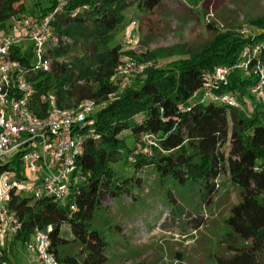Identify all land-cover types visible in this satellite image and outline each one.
Returning a JSON list of instances; mask_svg holds the SVG:
<instances>
[{
	"label": "trees",
	"instance_id": "obj_1",
	"mask_svg": "<svg viewBox=\"0 0 264 264\" xmlns=\"http://www.w3.org/2000/svg\"><path fill=\"white\" fill-rule=\"evenodd\" d=\"M25 2L0 0V31L12 18L26 17ZM31 2L35 11L27 17L30 19L45 17L57 5L55 0ZM161 4L162 0H71L56 15L53 27L57 33L76 40L70 39V45L54 51L51 72L36 75L34 87L38 95L53 94L61 108L84 99L95 101L94 128L100 138L84 144L77 162L78 179L72 182L71 196L64 205L49 199L12 197L9 209L22 222L21 231L12 238L14 243L27 246L39 230L48 234L60 264H106L105 252L111 243L96 223L97 213L104 209L105 199L129 195V187L139 183L135 173L152 166L161 183L172 180L183 187H199L205 207L218 195L216 180L227 175L239 191V202L223 219L226 230L220 243L227 257L215 255L214 264H264V104L243 102L245 107H253V113L247 115L234 107L192 102L206 76L218 67L231 70L228 84L218 92L234 94L241 102L250 97L254 79L237 63L250 43L259 45L264 60V15L249 21L258 29L254 37L216 31L206 46L186 52L164 69L157 64L158 55L149 50L137 55L134 48L124 52L113 35L123 23V13L134 6L143 13L136 31L157 29L160 21L155 16ZM77 39L89 65L75 75L72 64H59L57 59L70 54ZM124 56L152 61L153 67L120 87L119 80L110 79ZM44 109V104L33 107L38 115ZM124 132L140 154L131 155L121 138ZM144 135H151L156 145L150 147L149 158L143 155ZM121 162L134 169L132 177L117 175L113 166ZM7 167L0 165V174ZM69 248L75 251L69 252ZM7 254L0 248V263L8 261Z\"/></svg>",
	"mask_w": 264,
	"mask_h": 264
},
{
	"label": "built area",
	"instance_id": "obj_2",
	"mask_svg": "<svg viewBox=\"0 0 264 264\" xmlns=\"http://www.w3.org/2000/svg\"><path fill=\"white\" fill-rule=\"evenodd\" d=\"M67 1L71 0H58L55 9L41 19L14 17L0 31V165L8 166L0 174V246L22 229L16 212L9 209L12 197L49 199L64 205L71 196L72 182L78 179L77 162L84 144L100 138L94 128L95 101L84 99L61 108L53 94L38 95L34 87L36 75L51 72L54 51L71 44L53 27L56 15ZM247 33L251 38L255 36L251 30ZM70 56H60L57 62L70 66ZM260 56L259 45L250 43L243 48L237 63L254 79L248 90L251 102L248 98L241 102L234 94L217 91L229 82L228 67H218L207 75L192 102L234 107L252 114L253 107L247 108L243 102L264 104V60ZM151 67L149 62L123 60L110 81L140 76ZM35 104L45 105L44 111L39 110L41 115L33 111ZM143 141L156 147L151 135H144ZM220 180H216L217 187ZM26 247L34 253L37 264H60L51 251L47 233L34 231Z\"/></svg>",
	"mask_w": 264,
	"mask_h": 264
},
{
	"label": "rangeland",
	"instance_id": "obj_3",
	"mask_svg": "<svg viewBox=\"0 0 264 264\" xmlns=\"http://www.w3.org/2000/svg\"><path fill=\"white\" fill-rule=\"evenodd\" d=\"M25 6L23 16L30 17L35 3L26 0ZM142 14L136 6L126 10L123 23L113 35L122 51L134 48L137 55L152 51L159 56L158 66L168 69L169 63L183 58L186 52L195 53L214 40L216 31L233 32L248 39V30H258L249 21L264 15V0H163L155 16L159 27L149 32L136 31ZM81 45L78 40L70 52L75 75L89 65ZM127 59L133 58H122ZM128 81L119 80L118 84L123 87ZM247 101L251 99L248 97ZM121 138L126 140L131 155L140 154L128 132ZM150 147L149 141L145 142V158L151 156ZM113 169L124 178L134 174L130 164L122 162ZM135 177L139 183L129 187V195L105 199L104 209L97 213L96 223L111 243L105 252L106 264H214L215 255L227 257L220 243L226 230L223 219L230 207L239 202V191L227 175L220 180L218 195L206 207L199 197V187H183L172 180L161 183L152 166L142 167ZM193 217L197 219L191 222ZM64 233L69 237L68 230ZM17 245L26 247L20 242ZM74 251L69 248V252ZM21 254L12 249L4 263L29 264Z\"/></svg>",
	"mask_w": 264,
	"mask_h": 264
},
{
	"label": "crops",
	"instance_id": "obj_4",
	"mask_svg": "<svg viewBox=\"0 0 264 264\" xmlns=\"http://www.w3.org/2000/svg\"><path fill=\"white\" fill-rule=\"evenodd\" d=\"M162 2H163V0H162ZM17 244L18 243H16V242L14 243L13 242V239H8L4 243L5 247L3 248L4 245H1L0 248H2L6 252V254L7 253L10 254V252L12 251V249H14V250L16 249L17 254L19 252L22 253L21 255L22 256H25V259L28 260L29 264H37V261H36V258H35L34 253L32 251H30V249H28L27 247H21V248H19ZM9 254H7V255H9Z\"/></svg>",
	"mask_w": 264,
	"mask_h": 264
}]
</instances>
